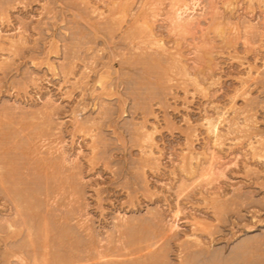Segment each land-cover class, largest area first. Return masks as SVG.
I'll list each match as a JSON object with an SVG mask.
<instances>
[{
    "label": "rangeland",
    "instance_id": "obj_1",
    "mask_svg": "<svg viewBox=\"0 0 264 264\" xmlns=\"http://www.w3.org/2000/svg\"><path fill=\"white\" fill-rule=\"evenodd\" d=\"M177 1L0 0V264H264V0Z\"/></svg>",
    "mask_w": 264,
    "mask_h": 264
},
{
    "label": "bare ground",
    "instance_id": "obj_2",
    "mask_svg": "<svg viewBox=\"0 0 264 264\" xmlns=\"http://www.w3.org/2000/svg\"><path fill=\"white\" fill-rule=\"evenodd\" d=\"M178 1H179V0H178ZM178 1L176 2V3L179 4V5L176 4V5L178 6V8H177V10H176L178 13L176 12V14H177V15H176V16H177V19H175V21H176L175 24L177 23V25H180V24L182 25V23L180 22V21L182 20V17H181V15H180V13L182 14V11H180V13H179V9L185 11V10H186L185 8H187L188 6L186 7L187 4H186L185 2H183V1H181V0H180V1H181L180 3H181V4L184 3V4L180 5V3H179ZM179 6H180V7H179ZM185 12H186V11H185ZM185 12H183V13H185ZM176 16H175V17H176ZM178 18H179V19H178ZM185 18H187V17H185ZM185 18H184V19H185ZM180 19H181V20H180ZM168 20H169V18H168ZM177 20H178V21L180 20V21L178 22ZM182 21H183V20H182ZM190 21H191V19H189V17H188L184 22L189 23ZM184 22H183V23H184ZM182 26H183V25H182ZM179 27H180V26H179ZM209 123H210V122H209ZM213 128H214V126H213ZM214 129H215V128H214ZM23 218H24V217H23ZM143 230H144V229H143ZM153 245H154V244H153ZM147 246H148V245H147ZM151 248H152V247H151ZM43 255H44V254H43ZM99 256H100V255H99ZM120 260H121V259H120ZM147 264H148V263H147Z\"/></svg>",
    "mask_w": 264,
    "mask_h": 264
}]
</instances>
